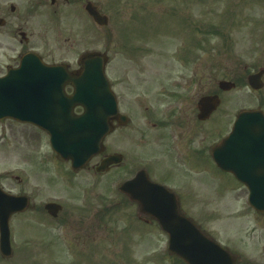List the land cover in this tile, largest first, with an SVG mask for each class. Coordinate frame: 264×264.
I'll use <instances>...</instances> for the list:
<instances>
[{
	"label": "flooded vegetation",
	"instance_id": "flooded-vegetation-1",
	"mask_svg": "<svg viewBox=\"0 0 264 264\" xmlns=\"http://www.w3.org/2000/svg\"><path fill=\"white\" fill-rule=\"evenodd\" d=\"M243 1L249 2L252 5L249 9L256 12L253 15L247 11L241 13L240 23L226 29V43L242 45L244 53L253 52L258 60L255 65L235 61L232 69L231 59H226L222 79L235 77L237 84L264 67V12H261L264 5L260 8L259 0ZM68 2L50 0V5L41 7L39 0H0V77L17 68L26 54L40 55L38 46L46 43L41 30L51 34L65 15L74 14L72 17L77 18L83 10L88 15L85 6L93 0H83L73 10L62 6ZM94 4L103 14L100 5ZM134 10L109 14L108 26H113L111 39L118 49L102 50L108 54L106 73L119 114L126 118H115L114 128L105 136L100 153L84 168L72 172L73 177L83 171L94 177L112 173L121 180L116 183L37 182L29 191H24L26 183L23 182L17 183L15 188L0 184L9 193L28 197L26 204L22 203V208L10 217L12 254L10 257L2 255L3 260L6 264H25L29 259L32 264H188L170 249L169 234L157 219L142 210L141 205L150 200L120 192L122 182L145 171L149 179L176 195L169 202L178 205L180 213L215 243L208 248L211 253L216 252L217 262L209 264H264L263 231L260 236H254L255 230L248 235L240 230L232 233L227 230L224 219L215 217L213 211L199 208L213 205L226 190L231 191L230 201L225 197L222 200L233 205L247 204V187L230 171L221 170L213 153L217 144L215 121L226 126L222 138L234 127L236 117L227 121L220 113L231 100V92L239 87L220 89L214 55L203 60L202 70L196 59L182 57L180 62L172 61V66L163 55V41L165 44L169 38L187 41L183 36L185 30L192 36L189 41L199 40L201 33H210L211 26L200 27L199 22L185 21L172 23L167 28L163 26L162 12L157 16L161 25L152 27L153 13L145 8L134 7ZM88 17L96 28V39L108 38L109 34L105 36L104 32L108 26ZM155 40L159 41V49L152 45ZM42 58L52 63L43 55ZM79 67L71 68L69 64L70 70ZM201 76L208 78L204 89L198 88ZM35 81L41 82L34 78H7L0 92L6 98L8 92L21 90L24 83ZM262 81L263 87L253 90L260 95L253 109L264 110V75ZM72 91V86L67 84L65 92ZM215 95L221 99L220 105L208 118L201 119L200 99ZM240 101V110L247 109L245 100ZM50 115L51 112H44L45 119H50ZM8 124L36 127L13 118L0 119V125ZM36 130L34 134L38 136L40 129L36 127ZM111 156H117L116 162L107 170L98 171V166ZM217 172L229 175V182H218ZM149 195L163 198V191L149 192ZM124 208L127 215L120 221ZM216 221L218 224L214 225Z\"/></svg>",
	"mask_w": 264,
	"mask_h": 264
},
{
	"label": "rangeland",
	"instance_id": "rangeland-1",
	"mask_svg": "<svg viewBox=\"0 0 264 264\" xmlns=\"http://www.w3.org/2000/svg\"><path fill=\"white\" fill-rule=\"evenodd\" d=\"M96 2L102 10L110 15H115L118 13L135 11L134 7L145 8V11L153 13L151 16L150 22L153 23L152 27L160 26V19L157 17L163 12V26L167 27L172 26L171 23H176L180 21H188L198 17L199 14V23L214 22L213 11L217 10L218 5L212 0H93ZM211 1V3L209 2ZM83 0H69L68 3L62 4L66 10L76 9L81 5ZM242 2L237 0L234 11L237 13H242L245 9L240 11L239 5ZM248 3V2H246ZM50 0H39V6L46 7L50 5ZM147 6L152 7L151 9L146 8ZM163 5V7H162ZM249 5H251L249 3ZM264 5V0H259L258 6L262 8ZM244 6V5H242ZM163 8V9H162ZM207 9L208 11H204ZM228 8H218L217 12H214V16L221 17ZM151 10V11H150ZM195 11L194 16L192 11ZM201 11V12H197ZM256 10L253 9L250 11V15L255 14ZM261 12H264V9H261ZM182 14V15H181ZM74 14L65 15L57 23L56 30L50 34V31L41 30L42 37L45 38V44H40L38 46V51L41 55L47 59L58 62L66 61L71 64L72 67H75L76 61L79 57L86 51H97L103 50L106 47L111 49L113 52L114 49H118L117 46L113 43L111 39V33L113 31V26L109 25L106 29L104 28L105 36L106 33L109 34V37H104V40L96 39V29L94 30L89 25V17L84 11L80 13L77 18L72 17ZM219 15V16H218ZM233 12L228 16H232ZM264 17V16H263ZM263 17L260 18L263 21ZM236 19L231 21V24L235 22ZM208 26V24L201 25V27ZM220 26L227 28L229 26ZM61 32V34L59 33ZM46 35H43V34ZM183 36L187 38L188 43H192L194 46L197 44V41H189L192 39L191 34L185 30ZM143 44L142 42H136ZM135 43V44H136ZM218 43V41L216 42ZM152 45L156 48H160L159 41H152ZM196 47V46H195ZM216 48L218 46L216 45ZM181 39L177 40L169 38L167 44L163 41V55L166 56L165 61L168 65H172V61L175 60L181 61L182 57L193 59L203 60L200 56L187 55L181 52ZM237 51H243V49L237 48ZM222 48L214 51V59L216 62L220 61L224 63V59L228 56L223 54ZM118 53V52H117ZM194 53V52H193ZM196 53V52H195ZM211 57V56H210ZM164 58V57H163ZM246 61L252 62L253 60L246 59ZM218 64V63H216ZM199 69H203V66L197 64ZM165 68H163L164 74ZM217 77L218 72L216 73ZM170 77V76H168ZM167 77V78H168ZM202 82L199 84L198 88L204 89V86L207 85L208 78L206 76H201ZM238 91L231 92V100L224 107L223 111L220 113V116L231 120L240 109L241 99H244L246 105L255 107L258 103L257 96L250 93L247 87L241 85ZM264 93V90H263ZM216 116V115H215ZM226 121V123H227ZM216 131L224 134L226 132V126L221 121H215ZM32 126H11V125H0V181L10 186H14V183L17 182L12 176L19 175L22 177L23 181L27 182L28 188H32L34 183L37 182H67V181H78V182H88V181H100V182H111L116 183L120 181L121 178L117 174H108L102 177H92L88 172H82L75 177L68 176V171L66 170L64 164L62 163L60 157H58L52 150L49 139L42 136H35L32 131ZM220 135V134H219ZM69 166L66 164V167ZM43 167L45 170L43 171ZM13 176V177H14ZM217 181L222 183H228L230 176L224 173H216ZM8 185V186H9ZM227 191V190H226ZM231 191L223 193V197H230ZM222 197V198H223ZM221 199H217L213 205H200V210L203 211H213L215 217H222L224 215H229V212L235 211L243 206H228V202ZM230 201V198H226ZM127 215L126 208L123 209V214L120 217V221L124 219V216ZM247 218V229H253V224L256 222L260 223L261 230L264 231V218H256L254 214L248 213L244 215ZM226 218V217H225ZM224 218V219H225ZM260 219V220H258ZM135 224V223H134ZM218 221L214 223L217 225ZM239 225L236 221L229 222L227 224V230L232 231L238 230ZM128 231L126 232V235ZM127 238V237H126ZM32 260L29 259L25 264H32ZM0 264H4L0 257Z\"/></svg>",
	"mask_w": 264,
	"mask_h": 264
},
{
	"label": "water",
	"instance_id": "water-1",
	"mask_svg": "<svg viewBox=\"0 0 264 264\" xmlns=\"http://www.w3.org/2000/svg\"><path fill=\"white\" fill-rule=\"evenodd\" d=\"M96 18V13L92 12ZM81 62L83 70L77 75L71 74L66 65H47L37 57L32 55L24 57L19 68L11 71L10 75L25 77L29 71H38L35 78H49V82L40 83L35 88L31 87L16 93H9L8 104L0 105V117L10 115L22 120L37 122L34 110L38 105L40 110L43 102H55L56 119L51 123L41 122L38 125L47 130L51 135V144L55 152L66 159H71L73 165L78 167L84 164L91 156L97 153L101 140L111 128V119L117 113V106L112 95L109 82L104 73L103 60L97 53L85 54ZM65 82H72L75 91L72 95L66 96L63 92ZM2 84V79H0ZM39 86V88H37ZM61 105H60V104ZM65 103V104H64ZM83 106L82 114H75L74 108ZM26 112L28 113L26 115ZM257 112L242 113L236 123V134L231 139L240 140L244 137L256 140L261 143L264 135L259 132L261 122H243L244 118H259ZM252 126L255 131H249L247 134L241 131L244 127ZM228 140L216 148L215 155L219 163L225 166ZM258 154V152L256 153ZM238 157H244L245 154H237ZM239 179L246 182L251 191L250 202L258 208L264 209V178H259L256 173H236ZM164 207L166 208L167 206ZM175 212L177 213V207ZM148 209V205L145 206ZM153 212L159 214L157 209L151 208ZM167 210H163V214ZM0 213V223L4 225L7 220V214ZM164 225L167 221L162 220Z\"/></svg>",
	"mask_w": 264,
	"mask_h": 264
}]
</instances>
